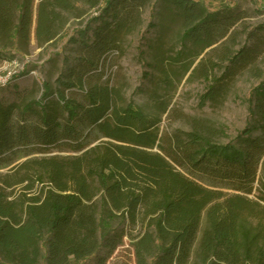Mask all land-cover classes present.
Wrapping results in <instances>:
<instances>
[{
  "label": "trees",
  "instance_id": "16d2710c",
  "mask_svg": "<svg viewBox=\"0 0 264 264\" xmlns=\"http://www.w3.org/2000/svg\"><path fill=\"white\" fill-rule=\"evenodd\" d=\"M157 2L163 22L180 25L181 50L169 56L161 31L150 62L140 52L144 66L171 60L184 77L209 82L205 56L220 52L228 64L202 105L264 55V23L249 33L253 45L233 53L241 15L196 0ZM151 4L0 0L1 62L28 54L33 33L39 47L65 37L71 54L55 80L38 81L39 96L0 101V264H107L126 238L136 264H264V79L251 90L248 124L234 139L223 143L225 127L200 117H190L188 129L163 131L171 101L155 91L157 112L149 115L104 80ZM71 20L79 25L67 33ZM155 28L149 23L148 31ZM162 72L172 87L178 72ZM52 149L71 154L35 156Z\"/></svg>",
  "mask_w": 264,
  "mask_h": 264
},
{
  "label": "rangeland",
  "instance_id": "374dc122",
  "mask_svg": "<svg viewBox=\"0 0 264 264\" xmlns=\"http://www.w3.org/2000/svg\"><path fill=\"white\" fill-rule=\"evenodd\" d=\"M157 1L152 0L151 6L143 13L144 24L142 27L133 35L128 36L125 42V53L120 56H113L110 62H108L104 73V80H108L115 87L122 88L123 96L127 103L133 102L135 105L142 107L149 115L157 112L153 100V93L155 91L159 95H162L164 99L171 101L170 109H172V112L166 114L162 119L163 131L172 132L175 129H188V119L190 117H200L212 120L214 123L225 127L227 137L223 138V143L234 139L237 133L248 124L247 101L251 90L264 79V55L249 66L239 70L235 79L231 83H229L230 81L227 82L228 87L225 94L222 93L214 101L202 105L201 97L205 95L210 83L214 81L213 78H221L228 64L220 60V52L213 53L208 57L205 56L206 62L204 64L209 69L211 79L209 82L199 77L193 79H188L189 75L184 77L181 65H177L171 60L165 61L161 69H148L144 66L140 60V52H147L150 62V59L156 54V39L160 36L161 31L162 35H164L163 49L168 51L169 56L175 57L177 52L181 50V45L179 44L180 25H175L169 20L162 21V14L164 12L161 13V7ZM196 1H201L211 11H216L222 7H229L235 15L242 16V24L240 23L241 25L238 27V37L229 44L230 51L236 53L244 46L253 45V41H250L249 33L257 25L264 23V0ZM154 4H156L155 7ZM79 21L71 20L66 32L71 33L79 25L77 24ZM151 22H155L157 28L148 31V26ZM31 40L28 54H18L16 60L13 62L0 61V81L10 79L13 75H18L19 72L26 69L30 71L35 70L12 82L4 89H0V101L12 102L17 100L19 94L23 92L40 91L42 86L38 81L45 79L47 75H50L52 80H55L59 73V68L62 66L63 59L71 56L70 46L67 49L65 48L68 41L65 37L54 44H47L44 47L38 46L34 33ZM56 54H60V56L57 57ZM203 57L204 55L201 58ZM53 59L54 62L51 63ZM181 60H184V58ZM168 61L174 66H171ZM163 69H166L168 72L175 70L178 72L177 77H174L175 83L172 87L164 85ZM145 72L151 74L147 80L143 77ZM225 80L228 81L226 77ZM69 154L71 153L52 149L50 153L35 156L50 157ZM260 180L264 181V169L260 174ZM40 188H42L41 185H38V189ZM258 196L259 191L255 192L252 198L257 199ZM107 264H136L134 251L127 238L123 246L115 251Z\"/></svg>",
  "mask_w": 264,
  "mask_h": 264
},
{
  "label": "built area",
  "instance_id": "2783aa9c",
  "mask_svg": "<svg viewBox=\"0 0 264 264\" xmlns=\"http://www.w3.org/2000/svg\"><path fill=\"white\" fill-rule=\"evenodd\" d=\"M9 79H4L0 81V85H4Z\"/></svg>",
  "mask_w": 264,
  "mask_h": 264
}]
</instances>
